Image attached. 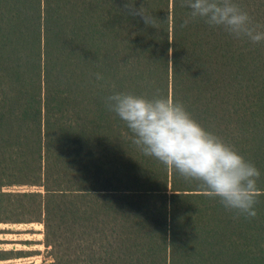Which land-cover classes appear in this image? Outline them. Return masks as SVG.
Here are the masks:
<instances>
[{
	"label": "trees",
	"instance_id": "trees-1",
	"mask_svg": "<svg viewBox=\"0 0 264 264\" xmlns=\"http://www.w3.org/2000/svg\"><path fill=\"white\" fill-rule=\"evenodd\" d=\"M233 2L264 31V0ZM115 92L173 97L254 164L257 215L144 155ZM0 221L42 222L46 264H264V43L183 0H0Z\"/></svg>",
	"mask_w": 264,
	"mask_h": 264
},
{
	"label": "clouds",
	"instance_id": "clouds-1",
	"mask_svg": "<svg viewBox=\"0 0 264 264\" xmlns=\"http://www.w3.org/2000/svg\"><path fill=\"white\" fill-rule=\"evenodd\" d=\"M183 6L190 9L194 20L203 19L236 39L264 43V31L258 30L249 13L233 0H183ZM131 10L152 26L141 8ZM97 79L102 77L97 74ZM105 105L124 122L134 137L133 143L144 155L154 157L185 179L200 182L207 196L219 199L238 216L257 215L254 206L260 195L259 169L206 130L182 103L159 94L146 98L115 92L105 98Z\"/></svg>",
	"mask_w": 264,
	"mask_h": 264
},
{
	"label": "rangeland",
	"instance_id": "rangeland-1",
	"mask_svg": "<svg viewBox=\"0 0 264 264\" xmlns=\"http://www.w3.org/2000/svg\"><path fill=\"white\" fill-rule=\"evenodd\" d=\"M38 188L36 185L15 184L5 189ZM0 249L8 256L0 258V264H46L51 258L50 246L44 242V224L40 221H0Z\"/></svg>",
	"mask_w": 264,
	"mask_h": 264
}]
</instances>
